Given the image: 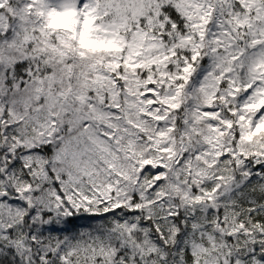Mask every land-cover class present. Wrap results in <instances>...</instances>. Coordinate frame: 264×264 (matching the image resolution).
I'll list each match as a JSON object with an SVG mask.
<instances>
[{
	"label": "snow or ice",
	"instance_id": "snow-or-ice-1",
	"mask_svg": "<svg viewBox=\"0 0 264 264\" xmlns=\"http://www.w3.org/2000/svg\"><path fill=\"white\" fill-rule=\"evenodd\" d=\"M0 264H264V0H0Z\"/></svg>",
	"mask_w": 264,
	"mask_h": 264
}]
</instances>
